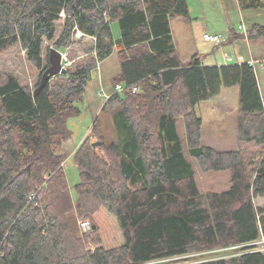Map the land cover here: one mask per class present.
<instances>
[{
	"label": "trees",
	"instance_id": "trees-1",
	"mask_svg": "<svg viewBox=\"0 0 264 264\" xmlns=\"http://www.w3.org/2000/svg\"><path fill=\"white\" fill-rule=\"evenodd\" d=\"M237 2L264 8V0ZM61 14L56 45L66 47L79 30L94 39L93 55L51 77L35 101L49 65L42 43L54 38ZM177 16L188 17L186 0H0V53L18 45L40 70L33 88L0 74V264H264L250 244L264 237L254 203L264 195V105L254 65H205L197 53L183 63L170 28ZM246 36L264 41V24L250 25ZM114 49L120 71L101 110H111L115 139L105 141L93 120L73 151L74 199L63 169L67 119L79 114L91 71ZM235 85L237 142L257 148L248 157L202 144L195 110ZM188 157L202 170L228 171L229 188L201 192ZM79 219L91 229L82 231Z\"/></svg>",
	"mask_w": 264,
	"mask_h": 264
},
{
	"label": "rangeland",
	"instance_id": "rangeland-1",
	"mask_svg": "<svg viewBox=\"0 0 264 264\" xmlns=\"http://www.w3.org/2000/svg\"><path fill=\"white\" fill-rule=\"evenodd\" d=\"M188 17L177 16L170 21L173 42L176 45L181 60L187 58L188 52L198 45L199 40L191 33L190 27L198 28L200 35L205 31L209 34L220 33L221 42L215 47L204 48L207 59H217L225 56V63H235L238 60L247 62L257 58L254 69L258 79L259 90L264 105V41L262 39L250 40L247 38V29L254 23L264 24V8L241 9L237 0H186ZM64 23L61 14L55 21L56 33L53 39H44L42 55L45 57L50 47L57 48L68 60L73 69L75 65L86 62L93 55L91 49L94 39L75 30L72 40L66 47L60 48L56 40L60 36ZM191 25V26H190ZM241 25V27H239ZM115 37L119 35V27L112 25ZM200 37V36H199ZM200 39V38H199ZM214 44V43H213ZM205 58V57H204ZM120 71V62L116 50L110 56L99 62L97 68L91 71V79L85 86V91L80 100L76 102L80 109L79 114L70 116L67 125L71 130L70 138L63 143L62 153L65 155L63 169L67 178L72 197L76 198L75 184L79 181V170L75 165L73 151L90 131V126L95 118H99L102 126L103 139L107 142L115 139L112 128L111 110H101L106 96L113 91V78ZM12 72L23 85L33 88L37 83L40 70L33 66L25 57V51L18 45L12 46L0 53V74ZM239 107L238 87L222 86L220 92L212 99L202 101L195 106V110L202 117L201 142L216 149H239L248 157L250 151H257L252 143L237 142L236 117ZM179 132L185 140L184 125H180ZM98 137L92 136L91 141L98 142ZM101 142V141H100ZM96 146V145H95ZM100 154V152H98ZM258 157V156H257ZM196 171L195 179L201 192L223 191L229 188V172L225 170H202L192 157H188ZM254 203L264 216V195L256 197ZM82 220L79 219L80 224ZM90 224L91 229V222ZM82 231H85L81 228ZM258 245V244H257ZM93 248L94 246H89ZM261 247V245H258ZM232 249L234 247H231ZM219 254H229V250L219 249ZM221 251V252H220ZM214 252V251H212ZM211 253L206 254L207 257ZM163 261V260H162ZM154 264H160L157 261ZM174 262L172 264H181ZM163 264V263H162Z\"/></svg>",
	"mask_w": 264,
	"mask_h": 264
},
{
	"label": "water",
	"instance_id": "water-1",
	"mask_svg": "<svg viewBox=\"0 0 264 264\" xmlns=\"http://www.w3.org/2000/svg\"><path fill=\"white\" fill-rule=\"evenodd\" d=\"M49 65L43 70L38 85L33 90V97L37 101V95L46 85L48 80L60 73L66 72V67L62 65V53L55 47H50L48 51ZM100 141L93 142V145H99Z\"/></svg>",
	"mask_w": 264,
	"mask_h": 264
},
{
	"label": "crops",
	"instance_id": "crops-1",
	"mask_svg": "<svg viewBox=\"0 0 264 264\" xmlns=\"http://www.w3.org/2000/svg\"><path fill=\"white\" fill-rule=\"evenodd\" d=\"M171 21V20H170ZM170 25H171V23H170ZM191 26V25H190ZM171 28V27H170ZM191 28V33H193V35L194 36H197L196 38L199 40V42H198V45L195 47V48H193V50H190L189 52H188V55H187V58H185V60H182V62L183 63H187L188 62V60L190 59V57L193 55V54H195V53H197V54H203L204 56H203V64H205V65H221V64H224L225 63V56H222V57H220V60H217V59H215V57H214V59H207V57H206V53H204V51H203V49L205 48L206 49V51L208 50V48L210 47V46H214L215 44H213V43H211V42H208V41H205V40H203V38H202V36L200 35V32H199V30H198V28H194V27H190ZM203 33H207V32H203ZM203 33H202V35H203ZM171 34H172V32H171ZM200 36V37H199ZM200 38V39H199ZM176 46V45H175ZM216 46V45H215ZM214 46V47H215ZM205 57V58H204ZM252 60H254V61H257V58H251V61ZM237 62H241V61H237ZM247 62H250V60L249 61H247ZM201 119H202V117H201ZM203 120V119H202Z\"/></svg>",
	"mask_w": 264,
	"mask_h": 264
},
{
	"label": "built area",
	"instance_id": "built-area-1",
	"mask_svg": "<svg viewBox=\"0 0 264 264\" xmlns=\"http://www.w3.org/2000/svg\"><path fill=\"white\" fill-rule=\"evenodd\" d=\"M239 27H241V25ZM202 38L205 41H208V42H211V43H214V44H218V43L221 42L222 35L220 33H213V34L203 33ZM250 63L254 65L255 61L252 60ZM62 65L65 66V67L69 65L68 60L65 58V56L63 54H62ZM124 88L125 87H123L122 85L118 84V85L115 86L114 91L115 92H122L124 90ZM135 89H136L135 87H132L133 91H135ZM106 97H108V95ZM80 226H81V228L83 230H87V229L90 228V224H89L88 221H81L80 222ZM250 244L256 245L258 250L264 252V237L263 236H261L258 240L253 241ZM257 244L261 245V247H258Z\"/></svg>",
	"mask_w": 264,
	"mask_h": 264
}]
</instances>
